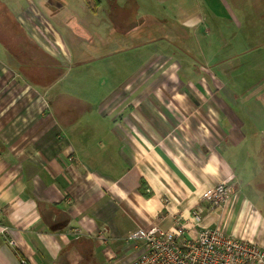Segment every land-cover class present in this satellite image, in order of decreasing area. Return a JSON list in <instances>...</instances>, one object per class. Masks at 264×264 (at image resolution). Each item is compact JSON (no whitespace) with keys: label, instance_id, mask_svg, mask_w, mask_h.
Wrapping results in <instances>:
<instances>
[{"label":"crops","instance_id":"0c3cea01","mask_svg":"<svg viewBox=\"0 0 264 264\" xmlns=\"http://www.w3.org/2000/svg\"><path fill=\"white\" fill-rule=\"evenodd\" d=\"M85 1L0 0V264H132L144 243L130 235L179 222L190 239L222 228L264 248L260 199L230 156L264 127L239 90L256 75L264 92V0H117V14ZM34 8L52 25L31 27ZM150 44L169 56L126 77L112 65L97 98L65 92L82 64ZM221 183L211 209L203 195Z\"/></svg>","mask_w":264,"mask_h":264},{"label":"built area","instance_id":"2783aa9c","mask_svg":"<svg viewBox=\"0 0 264 264\" xmlns=\"http://www.w3.org/2000/svg\"><path fill=\"white\" fill-rule=\"evenodd\" d=\"M227 193V183H221L206 191L203 199L211 209H217L226 202ZM204 210L200 206L191 214L197 225ZM103 235L98 240L104 241ZM136 241H142L144 249L132 264H264L263 247L230 236L222 228L201 227L198 238L190 239L187 227L179 222L167 231L157 226L139 229L129 236V243Z\"/></svg>","mask_w":264,"mask_h":264},{"label":"rangeland","instance_id":"374dc122","mask_svg":"<svg viewBox=\"0 0 264 264\" xmlns=\"http://www.w3.org/2000/svg\"><path fill=\"white\" fill-rule=\"evenodd\" d=\"M107 0H104V6ZM30 24L31 27L35 29L43 28L51 21L44 16V13L39 9H35L30 11ZM41 12V13H40ZM102 12V10H101ZM44 16V17H43ZM157 36L158 32L149 29L146 33V36L151 38V36ZM257 54L261 57H264V37H262L258 41V48L256 49ZM159 53L165 56H169L170 52L165 47H153L152 44L147 46L145 49L141 50L139 53L131 50L129 53L124 54L123 60H114L107 61V59H100L97 61L86 62V64H82L81 66L75 68L72 73H69L66 77L63 85L65 86V92L73 93L75 95L81 96L83 98L95 97L98 96V90L96 88V82L102 80L111 74L112 65L115 66V69L122 71V76H128V74L132 72H136L138 69L143 68L144 65H147V62L154 56V54ZM182 54L179 53L178 56ZM131 57V60L128 59ZM204 66V64H203ZM109 69V70H108ZM109 71V73H108ZM230 76L232 78H236L241 76V74L231 72ZM79 78L84 83L83 87H79L73 85L69 79ZM226 81L228 78L223 76ZM255 76H242L240 78L239 90L243 94V96L251 99L252 106L257 105L258 114L264 111V92L262 96L258 99L255 98L256 94H261L262 86L256 85L257 79ZM255 80V81H254ZM238 81V79H236ZM232 83V84H230ZM229 84V85H228ZM226 85L229 86L230 89L236 88L234 85V80L232 82L227 81ZM91 94V96H90ZM264 127L258 129L254 136H250L245 142L242 143L241 148L236 150L235 155H230L234 157V163L232 167L236 170V174L240 175V180L243 181L244 191L247 192L251 198L254 200L260 199L258 206H260L264 210ZM255 175H260L255 177Z\"/></svg>","mask_w":264,"mask_h":264},{"label":"trees","instance_id":"16d2710c","mask_svg":"<svg viewBox=\"0 0 264 264\" xmlns=\"http://www.w3.org/2000/svg\"><path fill=\"white\" fill-rule=\"evenodd\" d=\"M109 1V8L111 10V13L113 14H117L118 12H121V6L119 5V3H117V0H108ZM87 6L89 8H91L90 10L95 11L101 4L100 0H87L85 1ZM131 12L135 13L136 9V5L135 4H131Z\"/></svg>","mask_w":264,"mask_h":264}]
</instances>
